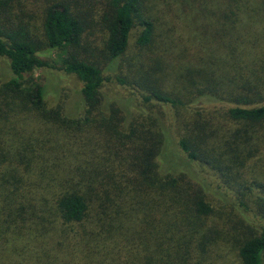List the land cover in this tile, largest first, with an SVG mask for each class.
<instances>
[{"label": "trees", "instance_id": "trees-1", "mask_svg": "<svg viewBox=\"0 0 264 264\" xmlns=\"http://www.w3.org/2000/svg\"><path fill=\"white\" fill-rule=\"evenodd\" d=\"M248 1L51 0L41 38L0 23V264H203L207 245L225 243L207 225L222 206L246 228L233 237L240 263L264 264V227L248 220L264 219V58L249 79ZM95 26L104 43L86 58ZM133 32L141 57L128 59L130 81L116 76L130 96L109 99L105 69L119 67ZM44 52L64 55L54 66ZM45 69L81 83L77 115L64 91L50 105L33 79ZM163 107L182 163L168 156Z\"/></svg>", "mask_w": 264, "mask_h": 264}, {"label": "rangeland", "instance_id": "rangeland-1", "mask_svg": "<svg viewBox=\"0 0 264 264\" xmlns=\"http://www.w3.org/2000/svg\"><path fill=\"white\" fill-rule=\"evenodd\" d=\"M51 0H21L20 2H15L10 5V8H5L3 10H0V23L5 24H14V23H20L21 25L28 28V30L31 32L32 35L37 36L41 38V31H42V20H43V9L45 4L50 2ZM248 3L252 7V10L254 11V24H255V39L257 40L255 43V48L252 46V43L248 42V49L250 52V55L244 58L245 64H246V73L249 75V79L253 80L252 73L257 72L258 70V62L261 61L262 57L264 58V0H249ZM10 22V23H9ZM135 37L136 32H133L132 39L130 41L129 45V51L126 56L122 58V61L120 62V65L118 68H112V69H105L104 75L106 77L105 80V86H104V93L105 96L109 99H115L118 101H121L122 99H125L128 95L130 96L129 91L119 85V83L116 81V76H123L130 81L132 79V75L130 72V67L128 63V59L132 60V62L136 65V61L141 57V52L138 51V49L134 48L135 45ZM104 34L100 30L99 27L95 26V30L90 35H86L82 40V46L83 50H85V56L86 58L89 57L92 53L95 54V56L98 55V51L102 49L103 43H104ZM243 35L241 37L239 36L238 40V52L243 51L245 49L247 51V46L242 40ZM135 45V46H134ZM64 55L63 52L61 53H54V52H44L41 54V56L47 60L51 65L57 66L59 64L60 57ZM256 56L257 58V66L253 64L252 59ZM84 56V57H85ZM119 64V63H118ZM244 64V63H243ZM244 64V65H245ZM0 67L3 70L7 71V65L4 60H0ZM164 74L165 72H161ZM259 73V72H258ZM261 74V72L259 73ZM33 79L36 83L45 85L47 90V97L51 101L53 99L57 98L59 92L62 91L65 92V96L67 97L66 101V110L67 115L73 114L72 116L77 115L78 111L80 110L78 101H79V92L81 88V83L77 80V78L73 75H66L61 71H58L56 69H45L43 71H36L34 73ZM51 102V106L55 105ZM124 104V103H122ZM217 104L206 102V105H202L204 108L210 110V108H213ZM219 105L215 106L218 107ZM193 107V106H192ZM197 107V106H195ZM163 112L165 114V121L164 123L171 128L172 130H168L169 132V138H171L172 143L170 141L168 146V156H171L175 158V161L177 163L184 162V157L179 152L177 146H176V137L174 134L173 129V121L171 119V111L169 108L163 107ZM75 114V115H74ZM167 129V128H166ZM256 161V160H255ZM256 164L258 165V168H262L264 170V158H260V156L257 159ZM195 167V166H194ZM196 170L200 171L202 175L206 178L207 181H209L211 184L214 185V187H219L221 189V192L224 195H227L229 198L233 197V192L227 190L225 187H222L218 184V179L214 177L211 173L208 172V174L205 172L203 173L200 169V167L196 166ZM264 176V175H263ZM213 188V187H212ZM220 198V200H224V203H227L229 200L225 198ZM217 213L219 215L209 218L207 220L208 229L214 228L215 232L216 230H222L221 237H223V240H225V243L223 241L216 243H211L206 246V250L204 251L205 257H204V263L203 264H241L240 260L237 255V251L234 248L237 246L235 244L234 238H239L246 232V228L242 227L240 228L238 225L233 224L230 222L228 216H232L229 214V210L222 207H219L217 209ZM252 226L256 227L261 225L264 227V219L259 220L253 219L251 216V219H248ZM214 225V226H213ZM213 226V227H212ZM218 234L220 232L218 231ZM227 235H231V238H228ZM220 236V235H219ZM228 239V243L226 241ZM232 239V240H231Z\"/></svg>", "mask_w": 264, "mask_h": 264}]
</instances>
